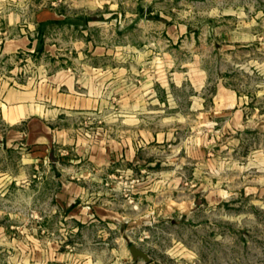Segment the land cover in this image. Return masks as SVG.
<instances>
[{
	"label": "crops",
	"instance_id": "crops-1",
	"mask_svg": "<svg viewBox=\"0 0 264 264\" xmlns=\"http://www.w3.org/2000/svg\"><path fill=\"white\" fill-rule=\"evenodd\" d=\"M125 1L126 27L112 28L109 38L97 33L100 20L86 16L76 23L50 8L36 16L31 33L18 32L12 24L14 33L0 40L2 61L16 62L24 50L38 52L40 40L51 58L64 57L37 77L19 76L17 67L16 72L0 71V154H5L0 161V219H8L0 222V264H88L87 255L69 256L60 249L62 243L49 235V221L72 223L74 231L98 229L108 244L115 225L129 227L136 217L121 195L118 201L117 192L102 184L107 176L121 170L140 174L145 163L190 158L200 163L205 158L203 131L167 147L180 138L176 129L211 123L218 133H230L255 123L264 136L263 40L232 38L230 32L218 36L209 24L167 20L165 4L180 5V0ZM60 28L64 45L58 49L53 36ZM120 30H126L125 43H119ZM151 32L161 38L156 44L149 41ZM137 75L141 86L132 84ZM207 85L209 105L203 94ZM149 86L154 87L151 93ZM95 113L103 122L88 138L75 119ZM14 150L26 153L21 161H7ZM46 162L56 174H46ZM48 181L55 187L50 193ZM133 194L137 208L144 192L137 188ZM35 201H40L35 212L40 221L17 225L18 218L29 211L32 215ZM113 257V251L107 252L97 263L132 264L124 254L109 263Z\"/></svg>",
	"mask_w": 264,
	"mask_h": 264
},
{
	"label": "rangeland",
	"instance_id": "rangeland-1",
	"mask_svg": "<svg viewBox=\"0 0 264 264\" xmlns=\"http://www.w3.org/2000/svg\"><path fill=\"white\" fill-rule=\"evenodd\" d=\"M178 2L181 4H165L170 11L166 14L167 20L187 22L195 27L209 24L215 27L218 36L230 32L228 34L232 38H249L253 35L264 42V0ZM128 4L125 0H0V40L2 42L14 33L10 29L12 24H16L18 32L31 33L36 16L50 8L58 10L59 14L71 15L68 20L76 23L86 16L100 20L102 23L98 24L97 33L102 39L109 38L112 28L126 27L123 14ZM102 14L107 18H103ZM149 19L156 20L155 17ZM56 25L61 26V22ZM42 29L45 33V28ZM63 31L62 28L54 31L56 48L64 45ZM125 32L122 34L120 30L119 43H125ZM201 33L207 37V29L201 30ZM160 39L158 34L151 32V43L156 44ZM43 42L39 41L38 52L24 50L18 56L20 61L18 58L16 62L1 59L0 71L16 72L17 67L19 76L32 78L43 74L42 69H48V66L52 68L51 64L64 59L61 55L56 59L46 54ZM132 84L141 86L143 82L137 75ZM147 91L151 93L154 87L149 86ZM210 92V86H205L203 94L208 99V105ZM109 97L108 112L112 113L114 99L112 95ZM102 117L98 113L81 114L75 122L84 128L82 133L90 138L96 134V126L103 122ZM218 130V126L211 123L197 129H176V135L180 138L167 145L173 149L177 143L193 140L195 133L203 131L206 134L202 146L205 158L200 163L192 158L184 161L162 160L153 165L142 164L140 174L125 175L121 170L107 176L102 184L112 188L113 193L117 192L118 201L121 195L132 209L129 214L136 217L129 227L115 225L112 233H109L108 244H105L106 239L102 238L103 234L98 229L83 226L80 231H74L72 223L59 225L56 219L49 221L50 237L60 241V249H64L69 256L75 253L87 255L83 257L90 259L88 264L102 262L107 252L110 255L112 251L115 257L109 263L118 262L124 254L131 258L132 264H146L142 258L133 259L130 256V244L137 245L149 255L150 262L157 264H264V136L255 128V123L237 126L230 133H218ZM25 154L14 150L8 153L7 161L19 162ZM0 161H5L4 153L0 154ZM45 164L48 176L57 173L56 169L49 167L48 162ZM167 170L171 174H165ZM18 171L16 169L15 173ZM46 187L49 193L55 188L50 181ZM31 188L35 190L34 185ZM137 188L144 195L141 202L138 200L139 206L136 208L133 206V193ZM203 193H206V198L202 196ZM184 201L190 203L185 205ZM40 207V201L33 202L32 215H29L30 211L27 212L26 216L17 219L16 224L23 227L31 224V219L40 221V215L35 214ZM6 220L1 218L0 222Z\"/></svg>",
	"mask_w": 264,
	"mask_h": 264
},
{
	"label": "water",
	"instance_id": "water-1",
	"mask_svg": "<svg viewBox=\"0 0 264 264\" xmlns=\"http://www.w3.org/2000/svg\"><path fill=\"white\" fill-rule=\"evenodd\" d=\"M128 250L133 259L142 258L146 263L151 261L149 255L135 244H130Z\"/></svg>",
	"mask_w": 264,
	"mask_h": 264
}]
</instances>
